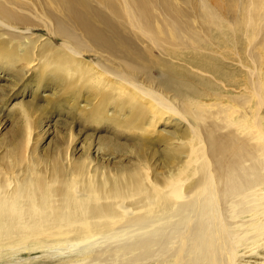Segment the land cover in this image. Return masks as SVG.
Wrapping results in <instances>:
<instances>
[{"label":"rangeland","instance_id":"374dc122","mask_svg":"<svg viewBox=\"0 0 264 264\" xmlns=\"http://www.w3.org/2000/svg\"><path fill=\"white\" fill-rule=\"evenodd\" d=\"M116 79L132 101L104 87ZM138 93L165 116L135 105ZM233 109L264 134V0H0L1 188L25 178L38 194H60L84 180L105 193L158 179L180 165L168 139L196 128L209 159L229 164L257 145L224 121ZM39 249L0 253V264L73 256Z\"/></svg>","mask_w":264,"mask_h":264},{"label":"bare ground","instance_id":"6f19581e","mask_svg":"<svg viewBox=\"0 0 264 264\" xmlns=\"http://www.w3.org/2000/svg\"><path fill=\"white\" fill-rule=\"evenodd\" d=\"M41 54H36L35 64L50 66L47 55ZM85 69L94 72L90 66ZM107 84L117 99H134L122 81ZM138 95L135 105L147 103L152 117L165 116L158 104ZM236 113L233 109L223 119L229 118L233 133L243 138L249 126L247 120H237ZM254 128V134L246 128L244 138L261 144L255 152L233 155L229 164L220 166L216 154L209 159L197 128L187 137H169L168 143L181 148L180 165L158 179L133 177L128 187L105 193L83 180L67 182L60 194H38L30 189V181L28 187L27 182L20 185L25 178L13 186L5 178L6 186L5 181L4 187L0 184V253L48 248L43 255H73L69 264H264V134ZM228 150L233 153V148Z\"/></svg>","mask_w":264,"mask_h":264}]
</instances>
